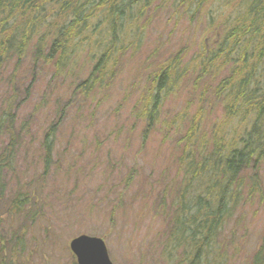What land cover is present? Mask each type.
<instances>
[{"label":"trees","instance_id":"obj_1","mask_svg":"<svg viewBox=\"0 0 264 264\" xmlns=\"http://www.w3.org/2000/svg\"><path fill=\"white\" fill-rule=\"evenodd\" d=\"M216 1L225 2L0 0V76L12 65L9 89L0 97V264H51L37 263L36 255L44 253L48 226L56 215L46 193L51 192L49 180L63 170L56 142L66 118L64 109L71 105L57 110L37 146L25 143L31 127L20 117L22 98L16 81L23 62L30 59L33 74L45 67L56 74L77 72L74 95L86 101L92 93L112 87L124 61L141 52L158 12L167 11L176 20L184 15L195 18ZM226 2L235 16L226 17L223 35L209 41L220 35L212 16L205 31L208 39L203 35L190 60L180 49L147 65L133 108L143 133L149 135L160 124L165 98L183 82L193 77L197 87L201 80L226 71L213 89L226 109L225 121L207 133L206 88L192 113L187 104L173 119L185 124V130L177 141L178 177L161 201L167 222L159 243L164 264H264V229L248 262H242V237L235 240L245 209L264 196L259 174L264 165V0ZM85 69V77L78 78ZM35 82L33 77L24 97L32 94ZM238 117L241 130L230 135L229 124ZM29 156L35 165L31 176L25 171ZM136 175L134 167L123 179L125 187ZM166 190L173 191L170 204ZM66 207L71 208L69 203ZM72 264H77L74 254Z\"/></svg>","mask_w":264,"mask_h":264},{"label":"rangeland","instance_id":"obj_2","mask_svg":"<svg viewBox=\"0 0 264 264\" xmlns=\"http://www.w3.org/2000/svg\"><path fill=\"white\" fill-rule=\"evenodd\" d=\"M226 1H216L195 18L184 15L176 20L177 17H171L167 11L158 12L141 52L124 61L112 87L92 93L86 101H78L74 95L73 76L77 72L56 74L45 67L33 74L30 59L23 62L16 81L22 98L20 117L22 121L29 120L31 127L25 134L28 137L25 143L37 146L57 110L71 103L64 109L66 118L56 142L57 160L63 170L49 180L47 189L51 188V192H45L52 198L56 212L44 243L47 260L39 251L37 263L72 264L70 240L85 233L105 240L114 264H164L159 258V243L167 222L161 213V201L165 189L178 177L177 141L185 130V124L173 119L187 104L189 114L192 113L199 105L200 92L206 88L207 133L214 125L225 121L226 109L222 101L215 98L213 89L226 71L214 79L201 80L197 87L193 77L183 82L177 92L165 98L160 124L149 135L143 133L144 126L135 119L133 108L145 83L147 65H152L156 59L163 61L180 49L188 52L186 61L190 60L197 53L203 35L207 34L212 16L220 35L209 36V41L223 35L226 17L231 20L235 16ZM11 70L12 65L0 76V97L9 89ZM80 72L78 78L82 79L87 70ZM33 77L36 82L32 94L24 97L23 92ZM238 118L229 124L230 135L239 127L241 117ZM166 124H174V128ZM240 130L241 127L237 133ZM29 157L25 171L31 176L35 165ZM134 167L137 175L127 188L123 179ZM259 174L264 189V165ZM172 192L166 190L167 204L171 203ZM68 203L70 209L66 207ZM244 214L235 240L242 237V262H248L264 229V196L248 206Z\"/></svg>","mask_w":264,"mask_h":264},{"label":"water","instance_id":"obj_3","mask_svg":"<svg viewBox=\"0 0 264 264\" xmlns=\"http://www.w3.org/2000/svg\"><path fill=\"white\" fill-rule=\"evenodd\" d=\"M77 264H114L105 240L96 235L79 234L69 243Z\"/></svg>","mask_w":264,"mask_h":264}]
</instances>
